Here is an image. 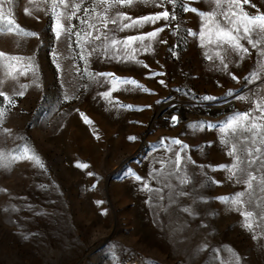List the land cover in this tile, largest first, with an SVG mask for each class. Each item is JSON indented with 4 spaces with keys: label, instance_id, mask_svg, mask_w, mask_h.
Masks as SVG:
<instances>
[{
    "label": "rangeland",
    "instance_id": "rangeland-1",
    "mask_svg": "<svg viewBox=\"0 0 264 264\" xmlns=\"http://www.w3.org/2000/svg\"><path fill=\"white\" fill-rule=\"evenodd\" d=\"M54 3L66 29L101 39L81 45L66 32L58 39ZM77 3L80 11L71 17ZM65 4L0 0V264H264V129L220 131L236 113L261 115L264 31L251 32L255 47L241 40L247 53L237 51L218 44L214 32L210 40L215 25L182 7L216 12L223 25L227 0L220 9L216 0ZM243 8L264 13V0ZM165 9L168 20L119 30L130 21L118 12L136 20ZM159 27L154 40L132 45L143 63L113 58L131 53L123 45L105 55V35L110 44ZM93 48L85 64L81 54ZM98 73L136 79L151 92L118 85L109 101L101 93L112 85ZM232 102L235 108L228 107ZM164 104L170 107L162 117ZM197 105L223 112L202 116ZM182 106L190 109L186 119L173 111ZM174 140L186 145L182 152ZM238 193L240 202L233 203Z\"/></svg>",
    "mask_w": 264,
    "mask_h": 264
},
{
    "label": "snow or ice",
    "instance_id": "snow-or-ice-1",
    "mask_svg": "<svg viewBox=\"0 0 264 264\" xmlns=\"http://www.w3.org/2000/svg\"><path fill=\"white\" fill-rule=\"evenodd\" d=\"M108 3V7H114L116 5L120 6H126V5H131L133 3V0H106ZM169 2L174 3L175 0H169ZM60 4H64V6L67 8L68 5L65 4V0H59ZM228 7L226 10H223L220 12V15L223 17V21L225 22L223 25L220 20H216L215 16L217 15L216 12H201L197 8H189L188 6L184 5L182 6L185 11H191L193 13H197L202 19L208 21L210 24H214L215 28L214 30H210V36L209 39L211 40V32H214L216 42L218 44H229L232 46L234 50L237 51H243L245 53L248 52V49L244 47V45L241 43V40H247L249 44H252L253 47L256 46V44L251 40L250 34L254 29H259L261 31H264V13H257L255 15H249V13L244 11L243 5L250 3V0H227ZM161 6L163 4L161 3ZM216 6L218 9L222 7V0H216ZM74 8V11L71 13V17H75L76 12L80 11L81 5L79 3L75 4L72 6ZM252 7H255V5H252ZM56 4H53V12L54 15L56 16V24H55V34L56 37L59 39L62 33L66 32L68 33L69 37L71 35H75L77 40L76 42L81 45H87L91 40H100L101 36L96 35L95 37L92 36V32L90 31H84V32H73L71 28H65V26L60 22L61 20V15H64L62 13H57L55 12ZM238 9V11L236 10ZM85 15L88 14V10L85 9ZM107 12V8L105 9V13ZM67 18V17H66ZM117 18L121 21L123 20H128L130 21L129 23H123L120 26L121 31H123L125 28H131V27H136V26H143L144 24L151 23L155 24L157 21L164 19L168 20L169 19V12L167 9H165L162 12L155 13L154 15H148V16H141L136 20H133L131 17L127 16L125 13L118 12L117 13ZM117 18L111 19V23H117ZM171 19H175V16L173 15ZM109 22V18L105 15L103 17L102 23L104 27H107V23ZM11 23V21H10ZM82 24H86L87 21L81 20ZM167 26V25H165ZM87 27L92 29L93 31L99 32V29L96 28L94 24H87ZM164 29L162 27L156 28L153 31L144 33L142 35H129L127 36L124 40H117L115 38L111 39L110 44L107 43L108 37L105 35L104 40L106 43L104 44V52L105 55H107L108 48H116L117 52H119V48L117 47L118 45H123L124 49H131V53L126 52L123 57L120 55L113 53V58L120 60H132L135 61L136 63H143L142 61L136 60L135 52L136 49H132V45L139 41L141 44H143V41L145 39L149 40H154L159 33H161ZM190 35H196V33L192 32L191 29L188 30ZM31 35H37L36 33H30ZM205 30L202 27L201 31L199 32V36L201 38V43H204V38H205ZM166 43V41H161ZM145 51L150 50V45L144 49ZM97 49L93 48L92 52L87 53V55H84L83 52L81 54V59L85 61V64L88 62V56L92 55L93 52H96ZM2 55V54H0ZM145 67H148L146 64L144 65ZM227 65H225V68ZM85 71H87V68H85ZM96 75L99 76H104L107 78V81L111 83L112 88L109 89V91H105L101 93V95L105 98L111 101L112 96L111 93L112 91L118 90V85H133L135 87L140 88L144 92H151V90L147 87H145L143 84H140L136 79L129 78V77H120L117 76L115 73H98ZM254 78L256 77L255 73L253 74ZM235 79V77H233ZM161 84L164 83V81H160ZM0 95H3L0 93ZM20 95H23V93H20ZM67 99V97H66ZM205 100H211L213 97L211 96H205ZM243 99V97H241ZM123 107L127 108H132V105H122ZM150 107V105L146 106ZM257 109L261 111V115L259 116H250L249 113L243 112V113H236L235 115L231 116L228 118L227 122L224 123L223 125L220 126V131L221 133H228L231 131L232 133H235L238 129L243 128L246 131H253L257 130L254 134L259 135V130L264 129V123H258V121H264V105L257 104ZM138 110H143V108H140ZM83 121L88 124L92 125V121L88 118L87 115L84 113L80 114ZM170 119L173 122H177V117L175 115H172ZM247 123H250L251 127H247ZM209 128H215L216 125L214 124H209ZM95 135V133H94ZM99 139V136L96 137ZM129 140H135L136 137L132 136L128 138ZM222 142L226 143L227 139L225 137H222ZM174 144L180 145V151L182 152L186 145L182 143L180 140H174ZM257 151H259L257 149ZM27 155V153H26ZM229 155H232L230 152ZM30 158V157H29ZM181 159L180 152L176 153V164L179 165ZM190 159V158H188ZM193 163H195L193 161ZM78 167L81 168H87V164H79L77 165ZM41 167L43 165L41 164ZM219 167L223 168L225 167L224 165H220ZM237 168V165L232 166V171L234 172L235 169ZM91 175V173H89ZM137 180H141L140 176H135ZM250 179H253L250 177ZM182 183L184 182L183 180L181 181ZM249 183V187H250ZM145 188L148 187L147 184L144 185ZM243 195V193H238L237 197L233 200V203H239V196ZM218 199H222L227 201L228 197H218ZM97 203H102V201H98ZM106 214V213H105ZM246 217H251V213H245ZM246 227H251L250 223L246 222Z\"/></svg>",
    "mask_w": 264,
    "mask_h": 264
},
{
    "label": "water",
    "instance_id": "water-1",
    "mask_svg": "<svg viewBox=\"0 0 264 264\" xmlns=\"http://www.w3.org/2000/svg\"><path fill=\"white\" fill-rule=\"evenodd\" d=\"M228 107L231 108H235L234 103H230L228 105ZM174 112L177 111L179 112V114L182 116V119H186L185 115L188 112V110L184 109V108H178L176 110H173ZM195 111H198V113L202 116H206V117H217L219 114H221L223 111H216L212 108H201L200 106L197 105V107L195 108ZM176 116V115H175ZM177 117V116H176ZM178 119V118H177Z\"/></svg>",
    "mask_w": 264,
    "mask_h": 264
},
{
    "label": "bare ground",
    "instance_id": "bare-ground-1",
    "mask_svg": "<svg viewBox=\"0 0 264 264\" xmlns=\"http://www.w3.org/2000/svg\"><path fill=\"white\" fill-rule=\"evenodd\" d=\"M198 106H200V105H198ZM170 107V104H164L163 105V107L162 108H160V110H159V113H162V117H165L166 115H167V108H169ZM197 107V106H196ZM201 107V106H200ZM179 108H184V109H186V110H190L189 108H187V107H184V106H182V107H179ZM174 110V109H173Z\"/></svg>",
    "mask_w": 264,
    "mask_h": 264
}]
</instances>
